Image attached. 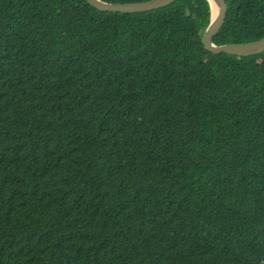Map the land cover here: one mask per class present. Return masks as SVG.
<instances>
[{
	"label": "trees",
	"instance_id": "1",
	"mask_svg": "<svg viewBox=\"0 0 264 264\" xmlns=\"http://www.w3.org/2000/svg\"><path fill=\"white\" fill-rule=\"evenodd\" d=\"M227 4L216 45L264 37ZM211 19L0 0V264H264V52Z\"/></svg>",
	"mask_w": 264,
	"mask_h": 264
},
{
	"label": "water",
	"instance_id": "2",
	"mask_svg": "<svg viewBox=\"0 0 264 264\" xmlns=\"http://www.w3.org/2000/svg\"><path fill=\"white\" fill-rule=\"evenodd\" d=\"M180 0H148L144 2H109L105 0H88L99 10L115 11L124 14L152 12L168 7ZM211 5L212 19L203 34L202 43L204 48L215 54H232L241 57H250L264 52V37L253 42L229 43L216 45L214 39L222 30L228 15L227 0H208Z\"/></svg>",
	"mask_w": 264,
	"mask_h": 264
}]
</instances>
